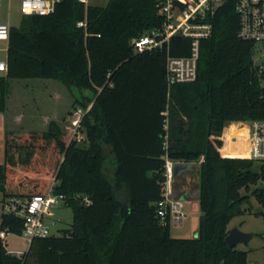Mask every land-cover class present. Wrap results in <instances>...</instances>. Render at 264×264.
<instances>
[{
  "label": "trees",
  "instance_id": "obj_1",
  "mask_svg": "<svg viewBox=\"0 0 264 264\" xmlns=\"http://www.w3.org/2000/svg\"><path fill=\"white\" fill-rule=\"evenodd\" d=\"M159 2L60 0L49 14L23 15L19 25H9L0 111L12 78H52L87 89L91 95L75 98L72 109L91 106L82 142L68 144L55 122L45 131L6 132L2 198L52 187L73 221L60 234L32 239L19 255L0 247V264H248L247 251L228 246L225 236L233 217L252 212L244 207L251 196L262 206L254 214L264 217V160L222 155L219 135L225 122L264 118L254 43L238 37L229 0L200 41L196 79L168 85L167 53L188 55L190 39L174 35L168 45L139 52L131 45L163 25ZM84 19L86 26H78ZM165 136L172 160L201 159L193 237L171 236L169 217L161 221L156 213ZM22 225L20 217L1 213L0 229L20 234Z\"/></svg>",
  "mask_w": 264,
  "mask_h": 264
},
{
  "label": "built area",
  "instance_id": "obj_2",
  "mask_svg": "<svg viewBox=\"0 0 264 264\" xmlns=\"http://www.w3.org/2000/svg\"><path fill=\"white\" fill-rule=\"evenodd\" d=\"M60 0H20V10L23 15H45L55 10ZM85 4L101 0H78ZM229 0H160L159 11L164 16V23L147 33L131 40L133 49L137 52L161 48L164 43L168 45L174 35L187 37L191 41L190 53L186 56H174L169 52L166 56V81L168 85L194 81L197 77V63L200 54V41L208 37L212 31V18L217 10ZM234 8L238 15L237 35L264 46V0H234ZM78 26H86V20H79ZM9 25L0 21V40L7 41ZM253 68L259 82L264 87V62L255 63ZM7 65L0 61V71H6ZM91 103L86 108L77 106L73 108L67 120L69 140L82 142L86 136L82 130V120ZM241 127L245 130L240 135L238 130L227 139L220 148L222 155L248 157L255 160H264V118L245 120ZM166 127V125H165ZM237 132V133H236ZM227 133V132H226ZM164 141L165 179L161 184V198L156 203V213L161 221L168 216L169 221H182L187 213L184 199L173 194V164L167 153L169 142L167 136ZM243 143L242 145H240ZM226 144V145H225ZM230 145V146H229ZM242 147V148H241ZM226 148V151H223ZM229 148V149H228ZM242 153V154H239ZM62 200L61 195L52 192V187L45 193L32 196H7L2 200V211L13 214L23 220L19 235L26 238L29 243L34 238L53 234L54 223L53 208ZM87 204L89 198H83ZM7 229H0V238H4ZM21 253H17L19 255Z\"/></svg>",
  "mask_w": 264,
  "mask_h": 264
},
{
  "label": "rangeland",
  "instance_id": "obj_3",
  "mask_svg": "<svg viewBox=\"0 0 264 264\" xmlns=\"http://www.w3.org/2000/svg\"><path fill=\"white\" fill-rule=\"evenodd\" d=\"M22 16L23 14L20 10V0H0V21L6 22L8 25L17 26L19 25ZM5 45V41H0V59L5 58ZM252 58L257 64L264 62L263 45L256 44ZM54 89H56L63 96L62 99L54 98L55 95H53L52 92ZM15 92L19 95L20 101H22V104L25 107V113L30 111L33 112L34 109L39 115L41 113H54L55 119L57 120L56 124L66 134L68 133L66 120L72 110L74 99L82 96L83 93L85 95H91V91L87 89H83V93H81L79 88L75 86H67L59 80L52 78L13 79L11 83L10 104L13 101V97L16 95ZM11 108H13V106ZM11 108L7 112L0 111V130L6 125H10L11 123L14 124L12 121L13 114L11 112ZM24 110L22 109L21 111L23 112ZM243 121L245 120L225 122L219 135L223 143L226 142L224 141L226 139L228 140L227 143H229V139H231L230 136H232L236 130L237 132L239 130L240 135L244 133L245 130L241 127V125L243 126V124H241ZM25 124L22 123L19 127L15 128L22 130L31 128ZM48 128L49 127L47 126L42 130L31 131H45ZM240 145L243 147V143ZM3 161L4 152L2 154L1 151L0 162ZM186 163L188 165V169L173 176V185H177L179 188L183 189V192L187 196V198L184 199L187 216L183 219L182 225H174L173 222L169 225V231L173 237L188 238L196 236L199 225V216L201 211L199 209L198 201L193 195V189L198 185L199 181V161H188ZM177 196L180 195L178 194ZM244 207H250L252 212L246 211L244 214L233 217L230 220L228 227L231 228L233 226H237L240 230L253 233V235L249 241L240 242L236 244L235 247L237 249L247 251L248 264H264V217L254 214L255 211L262 210V206L255 199V197L251 196L249 203L245 204ZM52 212V219L54 221L52 225V232L53 234H60L61 229L69 227L73 221L72 209L71 207L64 205L63 200H61L54 206ZM17 240L20 242L23 241V243H25V247L28 244V241L24 238H17ZM23 251H25V249Z\"/></svg>",
  "mask_w": 264,
  "mask_h": 264
},
{
  "label": "crops",
  "instance_id": "obj_4",
  "mask_svg": "<svg viewBox=\"0 0 264 264\" xmlns=\"http://www.w3.org/2000/svg\"><path fill=\"white\" fill-rule=\"evenodd\" d=\"M0 41H5V40H0ZM5 42H6V45L4 47V49L6 51L5 58L0 59V61H4L6 63V60H7V41H5ZM3 73H5V71H0V75L3 74ZM13 79H18V78H12V79L9 80V85L10 86H9V92L7 94L6 108H5L4 112H7L13 106V108H11V112L13 114V120L12 121L14 122V124L11 123L10 125H6V126L2 127L1 130H0V155H1V151H2V154L4 152V139H5V134H6L7 131L22 130V129H16L15 128V127H19V125L22 124V123H24V124L27 123L25 125H28V126L31 127V128H27V129H23V130H30V131L31 130H42V129H44L47 126L49 127L50 123L54 122V121H55V123H57V120L55 119L54 113H50V114H48V113L47 114H42L41 113L39 115L38 112H36L35 109H34L33 112L30 111V112H26L25 113V110H24L25 107L22 104V101H20V97H19L18 94H16V92H15L16 95H15V97H13V101L10 104L9 101H10V96H11V94H10V92H11V83H12ZM20 79H25V78H20ZM52 92H53V95H55L54 98H56V99H58V98L62 99L63 98V96L56 89H54ZM81 93H83V90H81ZM22 109L24 110L23 112L21 111ZM20 112H22V113H20ZM67 120H66V125H67ZM39 122H40V126H39ZM223 151H226V148ZM200 161H201V159L199 160V162ZM179 162H183V161H179ZM0 163H2V162H0ZM172 184H173V182H172ZM173 189L174 190H179L180 193H181L179 195H185V193L183 192L184 190L179 188L177 185L174 186ZM195 191H197V186L193 189V195H194ZM2 200H3V198H2V193H1V197H0V216H1V213L3 212L2 211ZM171 222H173L174 225H182L183 220L179 221V222H175V221H171ZM17 238H22L23 239L24 237L19 235V234L6 232L4 238H0V247L5 248L8 252H11V253H16V254L17 253H22L24 249L26 250L28 248L29 241L26 238H24V239H26L28 241V244L25 247V243H23V241L22 242L18 241Z\"/></svg>",
  "mask_w": 264,
  "mask_h": 264
},
{
  "label": "water",
  "instance_id": "obj_5",
  "mask_svg": "<svg viewBox=\"0 0 264 264\" xmlns=\"http://www.w3.org/2000/svg\"><path fill=\"white\" fill-rule=\"evenodd\" d=\"M177 146H178V142H175V141L170 142L171 148H176ZM186 169H188V165L186 162L176 161L173 164V175L174 176L178 175ZM173 194L178 195V194H180V191L174 190ZM197 194H198V191H195V195H197ZM180 198L186 199L187 196L186 195H180ZM252 235H253V233L242 231L237 226H233V227L229 228V231L225 236V241H226L228 246L233 247V246H236V244H238L240 242L249 241L251 239Z\"/></svg>",
  "mask_w": 264,
  "mask_h": 264
}]
</instances>
